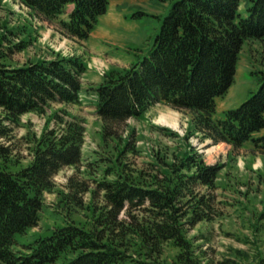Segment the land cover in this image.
Returning <instances> with one entry per match:
<instances>
[{
    "label": "trees",
    "instance_id": "16d2710c",
    "mask_svg": "<svg viewBox=\"0 0 264 264\" xmlns=\"http://www.w3.org/2000/svg\"><path fill=\"white\" fill-rule=\"evenodd\" d=\"M21 2L32 18L56 23L78 40L89 37L110 4ZM6 22L0 36V264H205V251L189 234L219 214L222 164L209 163L190 137L197 133L233 148L251 144L264 155V71L256 92L223 116L216 112L245 43L252 50L253 42L261 43L264 51V0H173L148 53L129 66L110 67L89 87L82 54L49 50L11 61L5 44L24 50L33 30ZM83 91L94 96L101 119L102 141L89 157L84 118L65 108L48 110L54 103H79ZM157 103L188 113L189 127L182 135L152 124L171 144L148 146L150 159H133L144 149L128 121H145ZM29 112L46 119L39 133L25 126L28 155H21L14 129ZM66 168L73 171L59 184L56 176ZM46 193L56 194L53 213L60 221L45 227L47 234L19 242L18 234L40 226ZM167 244L178 249L171 263L164 257ZM256 254L253 264H264V251Z\"/></svg>",
    "mask_w": 264,
    "mask_h": 264
},
{
    "label": "rangeland",
    "instance_id": "374dc122",
    "mask_svg": "<svg viewBox=\"0 0 264 264\" xmlns=\"http://www.w3.org/2000/svg\"><path fill=\"white\" fill-rule=\"evenodd\" d=\"M172 1L110 0L108 11L102 15L94 31L88 38L78 40L61 33L49 21L32 18L29 8L21 0H4V4L0 6V36L4 30L2 24L8 20L9 26L22 27L26 23L33 30L32 41L24 50L12 51L6 47L9 43L4 46L11 61L18 63L26 61L30 56L44 55L49 50L53 54H82L88 63L83 75L85 86L88 87L91 85L90 79L102 78V73L109 67L133 64L148 53L164 16L170 11ZM253 43L257 47L253 50L250 42L245 43L237 64L235 80L228 92L218 97V116H223L225 109L239 106L259 88L260 76L264 71V51L260 47L261 43ZM93 100L94 96L83 91L79 103H54L48 108H65L84 118L85 157H89L92 150L98 149L102 141L101 119L95 111ZM45 119L44 114L37 112L22 115L21 125L15 126L13 140L19 154L28 155L27 143L23 138L26 133L25 126H31L39 133ZM190 121L191 116L188 113L160 103L152 107L145 121L130 119V127L135 126V134L139 138L137 143L144 149L141 155L134 156L133 159H150L151 155L145 153L149 150L148 146L171 144V138L157 131L152 124L168 127L183 135ZM190 141L209 163L220 162L222 169L216 189L219 214L211 221L197 224L189 236L205 251V264H223L228 259L235 263L253 264L256 253L259 250L264 251V155L255 152L251 144L233 148L226 142L214 143L210 138L202 140L197 133L191 135ZM72 171L73 168L62 170L56 176V181L64 184ZM55 198V193H46L40 226L18 234L19 242H28L39 234H47L49 230L45 227L60 221V216L56 217L53 213L57 209ZM177 252L176 247L167 244L164 257L171 263L176 259Z\"/></svg>",
    "mask_w": 264,
    "mask_h": 264
},
{
    "label": "crops",
    "instance_id": "0c3cea01",
    "mask_svg": "<svg viewBox=\"0 0 264 264\" xmlns=\"http://www.w3.org/2000/svg\"><path fill=\"white\" fill-rule=\"evenodd\" d=\"M73 8H74V4L73 3H71V4H69L68 5V7H67V10L68 11H71V10H73ZM47 22V21H46ZM51 26H53V24H51ZM55 26V25H54ZM103 78V77H102ZM102 78H97V79H90L91 81V85L89 84L88 85V87L89 86H93V85H98L100 82H101V80H102ZM93 80V81H92Z\"/></svg>",
    "mask_w": 264,
    "mask_h": 264
}]
</instances>
